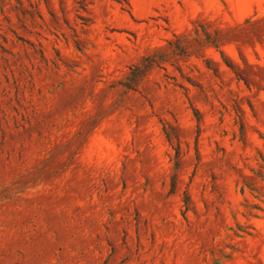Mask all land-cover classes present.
<instances>
[{
    "label": "rangeland",
    "instance_id": "obj_1",
    "mask_svg": "<svg viewBox=\"0 0 264 264\" xmlns=\"http://www.w3.org/2000/svg\"><path fill=\"white\" fill-rule=\"evenodd\" d=\"M0 264H264V0H0Z\"/></svg>",
    "mask_w": 264,
    "mask_h": 264
}]
</instances>
